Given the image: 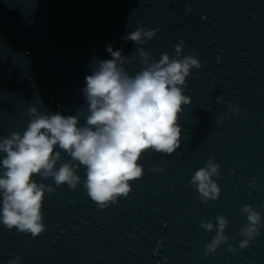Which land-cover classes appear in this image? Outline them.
Returning a JSON list of instances; mask_svg holds the SVG:
<instances>
[{"label":"clouds","instance_id":"obj_1","mask_svg":"<svg viewBox=\"0 0 264 264\" xmlns=\"http://www.w3.org/2000/svg\"><path fill=\"white\" fill-rule=\"evenodd\" d=\"M158 31L138 24L123 39L143 45ZM184 47L181 40L175 46V57L165 52L159 61L152 59L142 47L136 48L142 66L132 74L125 66L132 64L133 54L125 57L121 49L113 50L109 44L106 50L111 58L92 63V74L85 78L87 112L80 110L76 115L64 116L59 112L41 113L30 105L31 119L26 130L0 139V153L6 154L0 161L4 169L0 175V222L9 230L30 233L33 238L46 230L44 199L55 188L37 182L36 176L52 178L56 187L67 184L75 190L81 181L77 169L84 166V188L90 199L105 209L119 198H126L132 190L131 182L143 177L144 169L139 162L142 153L149 149L167 155L175 153L181 147L180 118L184 106L192 103L191 97L184 94L187 78L192 75V69L202 67L195 54L178 59ZM217 101L222 102L223 97H217ZM232 111L239 114L238 109ZM81 116L85 118L83 125ZM225 116L227 113L218 120L222 122ZM62 152L72 162L61 163L57 168ZM219 176L220 165L214 157L208 158L205 166L192 175L190 184L202 202L219 198L221 188L214 179ZM240 212L247 219L239 242V248L245 249L260 235L264 223L260 212L250 205H243ZM216 221V224L200 222L202 229L216 232L204 245L205 255L216 252L228 241L225 229L229 221L223 215L217 216ZM228 250L236 252L232 245ZM19 260L17 256L9 264H18Z\"/></svg>","mask_w":264,"mask_h":264}]
</instances>
